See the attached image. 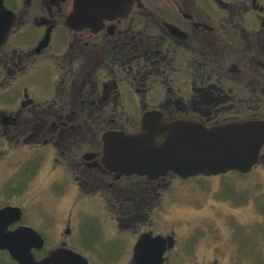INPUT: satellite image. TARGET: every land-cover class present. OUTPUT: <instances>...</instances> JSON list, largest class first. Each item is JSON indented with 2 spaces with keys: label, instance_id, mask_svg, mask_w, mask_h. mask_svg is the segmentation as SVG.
<instances>
[{
  "label": "flooded vegetation",
  "instance_id": "obj_1",
  "mask_svg": "<svg viewBox=\"0 0 264 264\" xmlns=\"http://www.w3.org/2000/svg\"><path fill=\"white\" fill-rule=\"evenodd\" d=\"M2 5L13 22L0 45V210L18 209L4 232L39 233L36 260L66 248L88 264H136L145 236L143 264H264L255 193L214 180L216 197L177 196L178 175L114 170L104 150L147 112L264 129V0H131L74 26L75 0ZM231 172L264 176V144L249 172ZM0 264L19 263L0 249Z\"/></svg>",
  "mask_w": 264,
  "mask_h": 264
},
{
  "label": "water",
  "instance_id": "obj_2",
  "mask_svg": "<svg viewBox=\"0 0 264 264\" xmlns=\"http://www.w3.org/2000/svg\"><path fill=\"white\" fill-rule=\"evenodd\" d=\"M131 0H75L69 17L71 26L113 17L128 8ZM0 0V45L13 22ZM134 134H107L104 150L112 169L126 174L146 175L150 179L173 173L182 179L196 175H217L228 171L246 173L256 163L264 144V129L256 123L229 124L206 128L190 117L165 118L157 112H147ZM18 210H0V249H5L19 264H88L79 253L58 248L36 260L32 248H40L43 240L31 228L4 232ZM143 236L136 244V264L140 261Z\"/></svg>",
  "mask_w": 264,
  "mask_h": 264
},
{
  "label": "rangeland",
  "instance_id": "obj_3",
  "mask_svg": "<svg viewBox=\"0 0 264 264\" xmlns=\"http://www.w3.org/2000/svg\"><path fill=\"white\" fill-rule=\"evenodd\" d=\"M257 177L256 180H252L254 179L253 177ZM214 180H217L218 182L222 183V187L223 188H227L226 190L229 191L231 190V192H234V189H241L242 191H244L246 194H249L250 192H253L256 194L257 196V201L258 203L256 202V210L258 212L259 211V206H261V204H264V176L260 175V174H256L255 173H251V174H247V175H241V174H238V173H235V172H231V173H227V174H223V175H220V176H216V177H210L208 179H205L204 177H190L188 179H184L183 182L179 183L178 185L177 184H174L173 187H172V192L174 195H183V194H188L194 198H207L206 195H208L209 197H211V192L214 194L213 197H216L218 196V193L215 191V189L219 188V185L215 184ZM252 181H255V186L252 185ZM207 183H210L209 186L211 187V190L207 191L206 188H207ZM227 185H225V184ZM62 187H65L62 186ZM228 188H230L228 190ZM61 191V190H60ZM229 195H226L225 194V197H227ZM86 206L88 205V207L91 206V203L86 201ZM95 204L93 203V206ZM84 206V207H86ZM68 201L65 200L63 203H62V206L60 207L63 211V215L62 216H65L66 215V212L68 210ZM83 207V208H84ZM206 209V208H205ZM205 209H202L200 212L201 213H198L199 216H202L204 217L205 214H207L208 216H210L212 213L211 211L208 209L207 212H205ZM182 212V211H180ZM223 212H225V209L223 210ZM262 212V211H261ZM179 213V212H178ZM193 214V213H192ZM242 214V218L243 217H248L249 216V213L248 212H241ZM181 214H178V216H180ZM264 230V227L262 225V227L260 226H255L252 225L251 226V230L253 231H263L261 229ZM242 230V228H241ZM250 230H247V232H249ZM264 234H260L259 238L257 239L258 241H264ZM70 244L72 246L75 247L76 242H75V239H74V236L70 237ZM58 241V240H57ZM55 243V242H53ZM75 244V245H74ZM47 246H52L51 242H47ZM70 246V245H69Z\"/></svg>",
  "mask_w": 264,
  "mask_h": 264
}]
</instances>
